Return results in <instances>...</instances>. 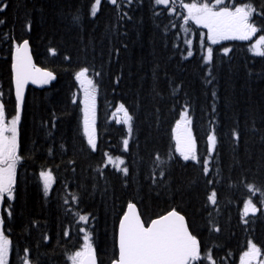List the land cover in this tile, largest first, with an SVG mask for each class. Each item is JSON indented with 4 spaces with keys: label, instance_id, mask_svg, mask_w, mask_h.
I'll list each match as a JSON object with an SVG mask.
<instances>
[{
    "label": "trees",
    "instance_id": "obj_1",
    "mask_svg": "<svg viewBox=\"0 0 264 264\" xmlns=\"http://www.w3.org/2000/svg\"><path fill=\"white\" fill-rule=\"evenodd\" d=\"M94 2L0 0V7L7 5L0 11V91L8 113L15 109L11 54L16 42L29 39L36 61L56 76L48 88H30L23 106L24 164L17 170L15 201L6 219L9 264L26 259L70 264L67 256L83 245L78 226L85 228L100 264H110L129 202L139 206L146 221L173 209L182 213L201 241L202 257L210 252L215 264H240L249 240L264 259V194L253 195L247 187L264 192V56L254 54L246 40L210 44L202 26L185 24L182 3L211 6L215 0H170L167 6L154 0L130 5L101 0L93 16ZM239 5L253 6L256 25L264 29V0H225L216 7ZM208 47L212 60L205 62ZM82 67L96 77L99 89L101 135L95 152L82 134L80 104L72 101L75 73ZM120 104L133 117L131 135L123 122L110 119ZM185 110L197 161H185L176 150L172 130ZM209 133L216 136L211 154ZM128 137L126 152L122 141ZM105 153L124 156L128 174L108 163ZM46 168L55 178L47 195L38 176ZM213 189L215 206L206 201ZM248 199L258 212L246 216ZM209 212L219 231L210 230ZM79 215L88 221H79ZM65 229L70 236H64Z\"/></svg>",
    "mask_w": 264,
    "mask_h": 264
},
{
    "label": "snow or ice",
    "instance_id": "obj_2",
    "mask_svg": "<svg viewBox=\"0 0 264 264\" xmlns=\"http://www.w3.org/2000/svg\"><path fill=\"white\" fill-rule=\"evenodd\" d=\"M112 4H116V0H110ZM101 0H95L91 8V14L96 15L98 6ZM129 5L132 0H128ZM155 5L167 6L170 0H154ZM172 4L176 0H171ZM222 0H215L214 5L208 3H182L181 7L186 10V15L183 16L185 24L190 20L197 25H202L208 30L207 38L213 44L223 39H241L248 40L253 34L260 30L254 23L250 22V17L254 11L251 5H239L234 7L221 6L217 10V5H221ZM0 7V11H3ZM169 13L175 11L174 8L168 9ZM123 15H127L124 13ZM78 21V18H74ZM4 21L0 20V24ZM30 30V25H29ZM191 44V41H185ZM54 53V50L50 49ZM118 51V50H117ZM224 53L227 54L229 49L224 48ZM252 51L256 55L264 56V35H260L252 45ZM188 55L192 52L189 49ZM213 50L211 47L207 49V54L203 56L205 62L212 60ZM12 80L15 85V115L10 119H6L3 103H0V198L7 194V199L13 198V186L15 184L16 165L20 160L18 155V122L20 120V109L24 99L25 86L31 81L33 84H46L55 77L52 72L37 68L29 54V41L24 39L22 43L14 45L12 52L11 63ZM89 68L82 67L75 73V78L79 81L84 90V99L81 103L84 104V133L87 136V144L90 149L95 152L97 142L94 136V118L93 111L95 106V91L96 86L92 79L88 78ZM100 75V73H95ZM215 96V92H213ZM124 113V124L128 126V131H132L133 117L130 115L123 104L118 106V111ZM180 119L176 120L173 133L176 139V150L180 153L185 161H197L196 146L193 139L192 131L189 127L190 120L186 117V110L181 112ZM235 135V133H234ZM124 151L128 150L129 140L122 141ZM216 144V136L214 133H209L207 136V151L211 154ZM108 163H113V157L107 153L104 154ZM119 163L114 164L117 171L128 174V168H121L120 165L124 161L119 157L115 158ZM203 174H209L208 160L203 161ZM163 176L164 173L161 172ZM40 177L43 180L44 192L47 195L49 189L55 182L52 171H41ZM208 185H212L213 181L208 180ZM248 189L255 195L256 192H264L261 189H254L253 185H247ZM72 200L79 202V197L73 196ZM206 201L208 205L215 206L217 204V192L215 189L211 194L207 195ZM69 203V201H65ZM264 204V202H262ZM207 207V205H206ZM128 210L124 212L119 220L118 231V254L111 261V264H215L210 252H205L201 255V244L196 235H193L189 230V225L185 220V216L181 215L175 209L169 211L166 215H162L157 219H153L151 223L145 227L140 216L135 211V205L131 202L127 205ZM256 213L257 208L252 203L251 199L244 202V214L248 212ZM87 215H79V221L87 222ZM3 220L0 219V224ZM247 223V221H245ZM214 221L209 212L210 230L219 231L218 227H212ZM78 232L84 233L83 245L78 250L67 256L70 264H97L95 249L90 242V237L86 233L84 227L78 226ZM65 237L70 236V231L65 229L63 232ZM47 239V237H45ZM10 240L0 231V264H9ZM27 251V249H25ZM261 249L248 241L247 250L242 252L240 256V264H264V259H259ZM23 264H31L29 260L23 261Z\"/></svg>",
    "mask_w": 264,
    "mask_h": 264
},
{
    "label": "water",
    "instance_id": "obj_3",
    "mask_svg": "<svg viewBox=\"0 0 264 264\" xmlns=\"http://www.w3.org/2000/svg\"><path fill=\"white\" fill-rule=\"evenodd\" d=\"M29 54H30V56H31V58H32V62H33V57H32V52H31V47H30V45H29ZM29 83H31V81H29ZM29 83L25 86V89H24V94H25V90L27 89V87H28V85H29ZM39 83H37V84H35V85H38ZM128 210V209H127ZM135 211L137 212V214L140 216V218H141V221L143 222V220H142V217H141V215H140V213H139V210H138V208L135 206ZM144 223V222H143ZM145 225V224H144ZM146 227V226H145Z\"/></svg>",
    "mask_w": 264,
    "mask_h": 264
},
{
    "label": "rangeland",
    "instance_id": "obj_4",
    "mask_svg": "<svg viewBox=\"0 0 264 264\" xmlns=\"http://www.w3.org/2000/svg\"><path fill=\"white\" fill-rule=\"evenodd\" d=\"M254 13H255V10H254ZM254 13H253V14H254ZM252 17H253V15H252ZM250 18H251V17H250ZM250 22L254 23L253 19H251ZM254 24H255V23H254ZM205 30H206V29H205ZM207 31H208V30H207ZM255 34H256V33H255ZM255 34H253L250 38L255 37ZM250 38H249V39H250ZM256 40H257V39L254 40V43H253V44H255V41H256ZM87 75H88V78L94 80L92 76H90L89 74H87ZM82 98L84 99V90H83V88H82ZM121 112H122V111H121ZM116 163H119V161H116ZM121 166H122V165H120V167H121ZM258 259H259V257H258Z\"/></svg>",
    "mask_w": 264,
    "mask_h": 264
},
{
    "label": "flooded vegetation",
    "instance_id": "obj_5",
    "mask_svg": "<svg viewBox=\"0 0 264 264\" xmlns=\"http://www.w3.org/2000/svg\"><path fill=\"white\" fill-rule=\"evenodd\" d=\"M10 213H11V211H8V212L5 213V215H4V220H5V221H6V219H7L8 217H10Z\"/></svg>",
    "mask_w": 264,
    "mask_h": 264
}]
</instances>
